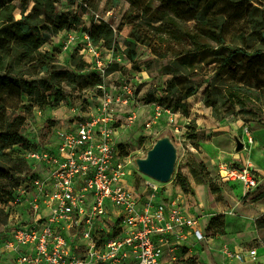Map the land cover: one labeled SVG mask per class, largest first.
<instances>
[{
	"label": "rangeland",
	"instance_id": "1",
	"mask_svg": "<svg viewBox=\"0 0 264 264\" xmlns=\"http://www.w3.org/2000/svg\"><path fill=\"white\" fill-rule=\"evenodd\" d=\"M75 5L76 0H0V174L5 175H0V255L3 235L12 222L28 224L23 222L28 218L25 207L18 209L20 220L14 216L9 219L5 213V194L12 190L19 173L30 168L18 156L19 150L3 149L8 144L9 123H16L26 146L37 142L42 145L52 140L57 128L68 126L74 118L86 117L89 104L98 102L92 97L94 90L88 93L95 85H91L89 75L97 72L80 54L81 46L72 43L70 51L63 50L71 35L78 33L82 38L92 25L105 19L119 32L116 35L114 30L109 40L115 63L102 82L119 81L133 74L139 79L137 101L146 108L140 109L134 124L119 129L116 140L122 143L120 150L127 156L129 185L142 195L148 193L145 186L151 178L138 170L136 159L146 157L163 135H171L179 156L172 180L160 186L161 195L171 194L176 199L177 194L193 193L190 180L207 185L206 191L216 194L222 186L218 165L196 160L202 142L211 136L207 125L240 118L247 123L264 122V0H219L211 11L187 24L169 43L186 56L182 65L168 43L161 40L165 34L157 29L160 22L151 23L132 13L127 0H97L89 9H76ZM64 13L77 15L79 20L68 29L54 26L55 17ZM174 75L189 76L186 93L170 86ZM153 102L162 103V117L147 126L144 116H151ZM174 112L181 114L179 121H171L176 119ZM200 121L204 126L198 130ZM10 164L16 167L9 168ZM4 169L10 171L5 174ZM179 171L188 177L186 188L177 178ZM254 208L226 207L224 212L219 211L213 219L221 218L209 225V235L226 232L228 215L238 229V217L242 212L249 215ZM263 217L264 213L253 220L256 237L239 245L259 248L261 257L264 229L257 228V221ZM249 225L242 230L249 229ZM204 246V251L194 256L178 257L175 264H201L198 258L209 252Z\"/></svg>",
	"mask_w": 264,
	"mask_h": 264
},
{
	"label": "built area",
	"instance_id": "2",
	"mask_svg": "<svg viewBox=\"0 0 264 264\" xmlns=\"http://www.w3.org/2000/svg\"><path fill=\"white\" fill-rule=\"evenodd\" d=\"M75 7L89 9L84 0H76ZM72 43L81 46V55L92 58V67L101 77L115 63L114 49L95 44L89 31L82 38L71 35L63 50L70 51ZM132 76L95 84L88 93L94 90L92 97L98 102L89 104L86 117L57 128L49 143L15 146L30 168L18 175V183L4 198L9 219L20 220L21 207L28 211L23 221L28 224L12 222L3 236L5 251L14 257L12 264H163L172 238L207 239L199 219L187 214L177 199L158 201L163 183L151 178L144 196L129 185L127 156L116 137L120 128L137 121L139 105H144L137 101L139 79ZM161 104L152 103L147 126L161 119ZM245 134L244 149H248L254 142L250 126ZM218 177L222 183H242L247 192L260 184L250 159L221 165ZM224 251L238 260L247 256L228 247ZM248 255L257 260V249ZM0 264H4L1 259Z\"/></svg>",
	"mask_w": 264,
	"mask_h": 264
},
{
	"label": "crops",
	"instance_id": "3",
	"mask_svg": "<svg viewBox=\"0 0 264 264\" xmlns=\"http://www.w3.org/2000/svg\"><path fill=\"white\" fill-rule=\"evenodd\" d=\"M86 58L88 62H91V57L86 56ZM139 106L140 117L146 105ZM143 107L144 109L140 111ZM180 115V113H177V121H179ZM150 117H147V115L144 116V119H146L145 122ZM203 126L202 121H200L198 130H201ZM247 126L251 127L254 142L249 145L248 149L242 148L238 150V139L243 142L247 140L245 134V127ZM206 131L211 136L202 142L204 143L200 147L202 150L196 152V160L199 163L204 162L208 165H218L220 168L223 164H243L250 159L254 165V170L260 176V184L257 189L247 192L240 182L222 183L218 180L222 184L221 190L214 194L206 191L207 185H197L193 180H190L193 193L177 194L176 199L187 214L199 219L200 227L205 231L207 239L199 242L194 235H189L187 241L180 242L176 238H172V243L164 251L162 258L163 264H175L174 260L183 255L185 256L184 258L194 256L198 252L204 251V244L209 252L206 251V254L203 253L198 258L197 261L201 264H258L257 262L264 264V256L261 257L259 248L252 247L244 249L239 247L242 242H249L252 238L256 237L257 230L253 220L259 218L264 213V211L262 213L259 212V209L264 210V122L247 123L240 118L233 121L229 120L224 124L220 122L208 124ZM170 196L164 193V195L158 197V201L175 199ZM226 207H255V210L247 216L245 212H242L241 216L238 217V229L232 226L228 215L226 216V232L224 234H218L217 236L209 235L208 227L211 220L219 211L224 212ZM197 214L199 215L196 216ZM200 214L203 215L201 219L199 218ZM233 220H235L234 217L233 219L231 218V222ZM248 224H250L249 229L242 230L244 225ZM226 247L234 251H243L247 255L246 259L238 260L228 257L224 251ZM253 248H256L258 251L259 259L257 258V261L251 259L248 255L249 251ZM1 249L2 254L0 255V259L2 262L4 264H12L14 257L11 253L5 251L3 241ZM187 249L186 254H183ZM207 254H209L210 258L207 257Z\"/></svg>",
	"mask_w": 264,
	"mask_h": 264
},
{
	"label": "trees",
	"instance_id": "4",
	"mask_svg": "<svg viewBox=\"0 0 264 264\" xmlns=\"http://www.w3.org/2000/svg\"><path fill=\"white\" fill-rule=\"evenodd\" d=\"M88 3L90 7L92 3H95L97 0H84ZM130 3L131 8L134 10L132 13H137L140 18H143L151 23L160 22L158 30H160L164 37H161V40L165 43H168L169 49L172 50L173 56L177 57V62L180 63L184 59H186L185 55H182L175 46L170 45L169 43L174 42L177 35L180 31L185 28L187 24L196 20L199 15L203 13H208L211 11L219 0H127ZM79 20L77 15H72L70 13H64L58 15L54 19V26L59 28L68 29L76 24V21ZM93 42L95 44H102L109 49H112L110 46V38L114 34V27L109 22L102 20L100 23L94 24L88 30ZM136 43H134L135 46ZM135 48V47H134ZM132 54L135 55V51L132 49ZM252 59H255L254 56ZM114 66V65H113ZM92 79L91 85L102 82V77L100 75H95L92 73L89 75ZM189 76L174 75L170 80V86L176 87L180 93H186L187 90V81ZM188 94V93H187ZM9 122V119L7 120ZM16 123H9L10 128L6 130V136L8 139V144L3 146V149L9 148L10 150H19L16 148V145H25L24 141L26 140L23 134L20 132L19 128L15 127ZM26 146V145H25ZM20 156V155H18ZM25 162L24 165L28 168V161L20 156ZM11 167H16L15 164H10ZM199 166H203V164H199ZM5 174H7L10 170L4 169ZM27 171V170H26ZM22 173L24 172L21 171ZM20 174V173H19ZM1 176H5L4 174H0ZM177 178L180 181L181 185L186 188L188 184V177L183 172L177 173ZM19 177H17L15 186L18 183ZM10 192V191H9ZM6 195V194H5ZM4 195V196H5ZM220 217H215L210 225H214L215 221L220 219ZM209 228V227H208ZM257 228L259 230L264 229V217L257 221Z\"/></svg>",
	"mask_w": 264,
	"mask_h": 264
},
{
	"label": "water",
	"instance_id": "5",
	"mask_svg": "<svg viewBox=\"0 0 264 264\" xmlns=\"http://www.w3.org/2000/svg\"><path fill=\"white\" fill-rule=\"evenodd\" d=\"M244 148V142L238 139L237 149ZM179 150L171 135L166 134L158 138L146 157H138V170L150 178L166 184L173 178Z\"/></svg>",
	"mask_w": 264,
	"mask_h": 264
}]
</instances>
